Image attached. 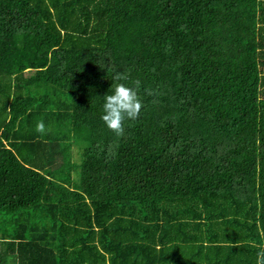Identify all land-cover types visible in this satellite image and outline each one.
Returning a JSON list of instances; mask_svg holds the SVG:
<instances>
[{
    "label": "trees",
    "instance_id": "16d2710c",
    "mask_svg": "<svg viewBox=\"0 0 264 264\" xmlns=\"http://www.w3.org/2000/svg\"><path fill=\"white\" fill-rule=\"evenodd\" d=\"M112 69L140 81L123 135ZM259 253L264 0H0V264Z\"/></svg>",
    "mask_w": 264,
    "mask_h": 264
},
{
    "label": "clouds",
    "instance_id": "9594fccd",
    "mask_svg": "<svg viewBox=\"0 0 264 264\" xmlns=\"http://www.w3.org/2000/svg\"><path fill=\"white\" fill-rule=\"evenodd\" d=\"M107 71V69H106ZM113 80L116 82L110 94L103 96L100 119L103 125L117 135H123L126 121L136 120L142 110L143 104L139 96L140 81H133L132 85L121 81L129 80V73L112 69ZM36 131L45 132V124L40 121L36 124ZM258 256H264L259 253ZM258 264H264V260L258 259Z\"/></svg>",
    "mask_w": 264,
    "mask_h": 264
}]
</instances>
